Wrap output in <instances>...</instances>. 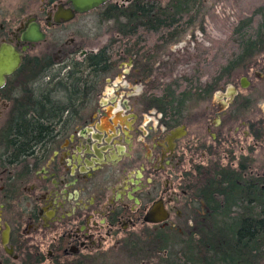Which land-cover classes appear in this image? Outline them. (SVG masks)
I'll use <instances>...</instances> for the list:
<instances>
[{
	"label": "flooded vegetation",
	"instance_id": "flooded-vegetation-1",
	"mask_svg": "<svg viewBox=\"0 0 264 264\" xmlns=\"http://www.w3.org/2000/svg\"><path fill=\"white\" fill-rule=\"evenodd\" d=\"M213 2L0 0V65L3 49L15 64L0 67V264H179L192 243L208 264V243L247 234L264 192V46L214 91L212 70L175 76L191 65L193 79V40L177 35L229 5ZM173 10L180 33L149 31ZM93 13L114 40L93 37ZM251 13L241 32L264 41V0Z\"/></svg>",
	"mask_w": 264,
	"mask_h": 264
},
{
	"label": "trees",
	"instance_id": "trees-1",
	"mask_svg": "<svg viewBox=\"0 0 264 264\" xmlns=\"http://www.w3.org/2000/svg\"><path fill=\"white\" fill-rule=\"evenodd\" d=\"M198 4L197 2L193 5ZM200 12L193 13V20L198 17ZM181 15L180 11L173 10L166 12L165 25L162 28H155L149 30L151 32L158 33L160 30L166 34L168 39L175 37L174 31L179 32L178 20L176 18ZM249 24L248 19L240 21L235 27L234 34L238 37L236 41V52L234 56L225 61L224 65H220L217 62L213 63L215 69H220L218 76L211 75V84L213 91L216 90L223 81L227 80L232 73L239 69L241 61H250L254 55L264 46L263 40H255V34L252 33L247 36H241L242 27H247ZM160 31V32H161ZM180 33V32H179ZM207 64V60H203ZM212 63V60H211ZM211 66V65H210ZM19 131L23 134L22 140H29V136L36 131L31 124H22ZM260 215L251 216V220L244 222L243 229L247 231V234H241L238 237H231L235 239V242L230 245L223 244L221 237L218 241L215 240L213 243H208V264H264V192L262 196L261 205H256ZM256 209V210H257ZM255 210H253V214ZM232 242V241H231ZM190 249L185 252V256L180 259L179 264H193V243ZM230 254V257L227 255ZM231 256L235 258L232 259Z\"/></svg>",
	"mask_w": 264,
	"mask_h": 264
},
{
	"label": "rangeland",
	"instance_id": "rangeland-1",
	"mask_svg": "<svg viewBox=\"0 0 264 264\" xmlns=\"http://www.w3.org/2000/svg\"><path fill=\"white\" fill-rule=\"evenodd\" d=\"M213 1L208 0L207 5L211 6L214 4ZM258 4L259 0H229L228 7L220 4L218 10L200 12L193 23V28L187 29L184 34L182 33L184 29H181L180 32L182 34L177 35L178 37L182 35L180 40H193V52L190 53L193 57V79H191L192 76L184 75V71L189 69L190 65L185 68L181 66L178 69L175 75L177 80L187 79L190 82L192 81L194 86L196 77L206 78V74L204 76H201L203 74L199 75L201 73L200 69L212 70L208 74L213 75V77L215 75L218 76L221 70L215 69L213 63L217 62L219 66H222L227 59L234 56L238 37L233 33V30L240 21H243L252 14L251 12L254 11V7ZM96 15L97 13H93L87 16V18L94 22V26L96 27L95 31L94 28L92 29L93 37H101L102 40H114L113 29L110 28L109 24H100L98 27L96 23L97 19H95ZM251 33H253L252 29L249 31L245 30L241 32V36H247ZM203 60H207V64ZM166 78L168 79L169 77ZM170 78L174 79V76ZM175 82L178 81H174L173 83Z\"/></svg>",
	"mask_w": 264,
	"mask_h": 264
},
{
	"label": "water",
	"instance_id": "water-1",
	"mask_svg": "<svg viewBox=\"0 0 264 264\" xmlns=\"http://www.w3.org/2000/svg\"><path fill=\"white\" fill-rule=\"evenodd\" d=\"M107 0H72L73 4L75 5L76 9L80 12H87L90 11L99 5L103 4ZM2 57L4 58L1 61V68H4L6 72L11 71V69L15 66V64L10 63L11 54L8 50H2ZM4 244L6 245L8 242V234H4Z\"/></svg>",
	"mask_w": 264,
	"mask_h": 264
}]
</instances>
